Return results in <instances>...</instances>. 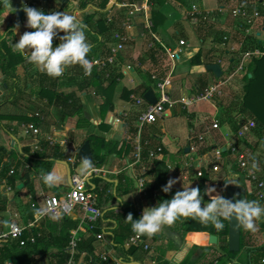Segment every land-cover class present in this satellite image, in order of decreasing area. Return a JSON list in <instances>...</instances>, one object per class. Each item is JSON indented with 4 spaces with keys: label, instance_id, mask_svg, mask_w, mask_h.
<instances>
[{
    "label": "crops",
    "instance_id": "0c3cea01",
    "mask_svg": "<svg viewBox=\"0 0 264 264\" xmlns=\"http://www.w3.org/2000/svg\"><path fill=\"white\" fill-rule=\"evenodd\" d=\"M45 1L48 4L52 2V0ZM126 1L109 0L107 9H103L104 0H69L65 4L61 3L63 7L69 2L73 3L74 15L83 24L91 25L95 33L100 32L98 28L100 20L105 22L107 28H115L106 36V40L107 37L111 40L107 52L102 53L103 45H101L95 55L88 54L89 60H107L112 56L115 34L126 32L124 31V22L130 9L121 7ZM33 2L41 7L42 0H26L29 7H33ZM137 2L141 3L140 0ZM237 2L238 0H170L169 3L160 6L152 0L149 15L153 27L148 28L144 15H138L135 21L136 27L129 33L126 32L130 37L129 42L125 45V49L117 55L116 61L113 64L108 63L106 66H96L92 69V72L96 69L103 71L102 77L106 81L103 83L104 88L108 87L107 80L111 79L113 75L119 76L117 89L112 98L115 110L108 112L105 118L102 116L105 97L95 88L85 89L83 87L84 80L88 79L90 75H85L79 64L67 67L59 77H50L41 73L26 60L24 64L19 65L15 71L11 72L12 76H8L2 71L4 59L0 56V147L18 153H21L22 148L31 147L33 152H40L47 156H52L55 150H59L65 155L66 160L63 162L68 163L71 158L80 160V150L92 136L121 144L119 149L122 156L114 153L107 155V152H104V155H107V161L100 169L104 170L105 176L98 177L108 180L100 184V193L103 190L108 193L102 199L101 194H98L103 219L112 215L111 217L116 218L118 224L114 225L112 222L104 221L102 223L104 229L109 231L104 235V240H97L94 243V247L96 254L110 258L111 264H125L121 248L114 245L113 230L116 229L120 235L126 237L124 245L128 249L130 248L128 239L132 236L133 231H129V224L126 222L125 204H132L140 215V212H143L148 204L157 205L161 202V197L164 194L162 186L166 185L169 179H176L177 183L173 186L172 191L167 193V199H171L175 192L184 190V187L189 185L197 187L204 174L209 176L207 188L220 186L216 189L217 195L224 197L225 192L222 184L226 178H230L232 172L244 177V185L236 186L244 187L248 194L254 193L253 185H250L237 166L238 157L230 156L229 144L236 146L239 153H248L249 151L252 157L260 163V172L264 177V137L261 132L255 129L252 133L254 138L252 141L242 142L238 138V133L243 126L253 120V117L241 111V101L244 96L245 70L249 73L248 60L264 56L263 50L258 47H264V27L261 28L264 14L258 8L252 12L254 7H251V17H256V13H259V17H256L254 22L237 17L232 13ZM259 5L264 7V0H260ZM12 7L18 11L9 13L5 18L7 13L0 11V15L3 13V17L0 18V30L6 32L7 35L11 31H16L20 38L24 32L32 29L26 27L27 17L23 11L21 0L12 3ZM194 7L197 8V13L193 11ZM222 9L224 12L221 11ZM20 11H23L22 18H18ZM59 11L63 12V10ZM122 11H125L124 15H122ZM155 12H160L166 19L164 26L158 32L154 31ZM91 15H95L93 22H89ZM180 20L191 22L192 26H189V32H193L197 38V44L193 48L196 52L193 55H189L188 49L191 45L187 34L184 36L180 30L173 27ZM16 24H19L18 31L14 28ZM61 35L63 34L61 33ZM86 36L92 45V39L87 34ZM176 36H184L185 39L181 41H185L187 44L181 46V41H177ZM5 38H0V40ZM156 44L160 45L164 51L160 50L155 59L150 58L145 65L140 66V60L146 58V54L153 51ZM201 51L204 54L203 65L191 67L189 62ZM239 51L244 53V56L240 57L241 59L237 57ZM227 54L232 55L229 62H227L229 58ZM243 60L244 65L241 69ZM215 64L221 65L223 76L220 78L208 70V66ZM139 66L145 73L152 72V81L154 82L152 92L157 99L158 90L153 77L166 78L169 76L173 79L171 97L175 102L173 107L167 106L163 119L153 125L145 126L141 134L138 120L145 112L146 106H138L134 98H145L147 93L143 96L142 86L145 81L136 71ZM130 67L131 69H129ZM249 76L251 78L252 74ZM239 80L240 82H238ZM238 84H242L241 89ZM211 88L218 89L211 99L189 104V100L204 95ZM128 93L131 95L129 99H126ZM55 94L66 96L73 94L80 103L81 115L71 117L64 113L63 107L56 102ZM39 116L44 119L42 120ZM81 118L87 120L90 125L79 127ZM183 118L187 121V133H184L185 129L182 128V124L178 120ZM29 119H38V121L28 123L26 120ZM215 123L220 125L217 130L213 127ZM29 124H36L41 129V135L38 138L26 133L23 126ZM102 124L110 126V129L101 130ZM139 137L144 144V163L132 166L135 164V140ZM50 138L58 142L67 141L69 143L53 146L49 142ZM184 140H186V145L183 144ZM35 143H39V151H34ZM127 143L130 147L131 144L134 146L133 152H130ZM146 143H149L148 146H145ZM160 148L163 151L158 153V160L148 162L150 160L149 152H158ZM187 148H191L190 154H186ZM217 148H222L224 152L222 159H218L216 156ZM210 156L215 157V160L219 162H215L213 159V166L210 168H215V171L219 172L221 170L219 164L223 161L228 158H233L236 161L233 166L234 170L228 171V175L221 185H218V180L214 179V175L209 171L210 168H205V162ZM20 159L26 163L22 154ZM190 160H194V166L187 168L185 165L190 163ZM76 167L78 171L82 168L81 160ZM53 169L62 176V180L52 187L45 185L41 179V174L46 171L29 165H27V170H23L22 173L24 176L26 171H31L29 187H25L22 180L18 181L15 186L11 185L9 177L12 174L5 177L0 171V230L8 227L3 221L16 222L26 227L35 220L38 209L44 206L46 197L63 196L69 192V169L62 162L55 163L50 171ZM70 169L73 173L71 166ZM199 172L203 174L201 177L198 176ZM141 177L147 180L148 196L146 197L137 190L136 180ZM157 177L162 179L160 181L161 190L150 195L149 187L155 184ZM125 180H128L131 185V190L125 194H122L120 190L118 199L114 195L117 194L119 182L123 181L122 183L125 184ZM8 187L12 190L8 191ZM63 191L65 193L61 194ZM69 218L73 221H80L74 216ZM186 221H188L186 217H180L171 226H163L158 233L152 236L146 235L150 249L145 250L143 247H138V252L133 256L130 264H160L162 261H166L168 264H185V262L186 264H210L216 260V256L211 250H219V247L211 246V244L206 246L210 242L212 234L197 232L185 234ZM66 222L64 216L43 220L36 225L33 231L35 236L46 238L45 243L53 246L62 230L71 225ZM255 223L256 226L258 225L257 230L250 237V241L254 245L246 247L236 262L232 264H264V216L256 220ZM74 232L77 233L80 241L82 237L91 236L88 233L87 225L82 223L78 229L71 230V234ZM27 234L28 238L31 237L32 230H27ZM196 234H207L209 237ZM58 253L59 250L52 247L44 255L36 256V258L43 262L40 264H56ZM242 256L246 257L244 261H242ZM85 260L86 254H83L76 264H86Z\"/></svg>",
    "mask_w": 264,
    "mask_h": 264
},
{
    "label": "trees",
    "instance_id": "16d2710c",
    "mask_svg": "<svg viewBox=\"0 0 264 264\" xmlns=\"http://www.w3.org/2000/svg\"><path fill=\"white\" fill-rule=\"evenodd\" d=\"M160 6H164L166 3H169L170 0H154ZM186 1V0H183ZM109 0H104L103 2V9H107V5ZM37 8V7H36ZM38 9V8H37ZM45 13H49V11H44ZM125 11H122V15H124ZM3 17V13L0 15V18ZM124 17V16H123ZM95 15H91L89 17V22H93ZM154 31L158 32L164 26L166 19L160 12H155L154 14ZM122 22V21H121ZM98 28L100 30L99 33H95L91 25H87L86 34L90 36L93 41L91 51L92 55H95L99 46L103 45L101 48L102 53H106L108 48L111 45V40L108 39L106 36L110 34L115 28H107L105 22L100 20L98 22ZM31 31H34L33 29ZM20 38L16 31H11L4 40H0V56L4 59V68L3 72L8 75L12 76L11 72L15 71L19 65H22L26 62V58L19 54L18 52L13 50L14 43L18 42ZM105 40V41H104ZM54 46L59 43L58 39H54ZM105 43V46H104ZM175 46V45H173ZM264 52L263 46H258ZM164 51L160 45L155 46L153 51H150L146 54V58L140 60V66L145 65L150 58L155 59V56L158 52ZM91 57V56H90ZM203 57L204 54L202 51L195 56L190 62L191 67L202 66L203 65ZM136 68V71L142 76L145 83L142 86L143 96L148 93L149 91L154 90V82L152 81V75L150 72L145 73L142 71V68ZM249 73H247L244 77L245 80V87H244V96L241 101V111L246 115L253 117L256 120L258 125V131L261 132L262 137H264V56L262 57H255L251 64L247 68ZM105 73V72H104ZM250 74L252 77L250 78ZM103 71H98V69L94 70L88 79L84 80L83 87L85 89L88 88H95L97 91L99 90L102 92L103 96L105 97L104 104L102 105V116L105 118L108 112L114 111L115 108L113 106L112 98L113 94L117 89V78L118 75L114 76L107 80L108 87L104 88L103 83ZM56 102L60 106L63 107L64 113L68 116L74 117L81 115V108L80 103L76 99L73 94L68 96L55 94ZM131 93H128L127 98H130ZM81 117V116H80ZM28 123L37 122L38 119H29L26 120ZM90 123L81 118L79 127L81 126H89ZM101 130H109L110 126L106 124H102L100 126ZM88 142L91 144L92 152L94 161L92 162L97 168H102L106 161L107 155H112L113 153L116 155H121L120 147L121 144L117 142H109L102 137L92 136L88 139ZM128 145V143H127ZM130 152L134 151V146L131 144V147L128 145ZM104 152H107V155H104ZM23 155L25 158L26 163H23L20 159V155ZM184 154V153H183ZM122 156V155H121ZM65 155L61 153L59 150H55L52 156H47L46 154H41L40 152H33L31 147L22 148L21 153H18L14 150L10 151L4 147H0V171L1 174L5 177H9V181L11 185L15 186L16 183L22 180L25 183V187H29L30 182V170L26 171L25 175L22 176L23 170H27V165L39 169L41 171H50L55 163L65 161ZM80 161V160H79ZM14 173H13V172ZM240 173V171H237ZM28 179V180H27ZM162 180V179H161ZM160 178L157 177V180L152 187H149L150 195H154L155 192L161 190V183ZM108 180L103 178H92L91 186L92 190L97 192L98 194L101 192L100 184L102 182H107ZM123 181L119 182L117 188V194L114 197L120 198L119 191L121 190L122 194H125L131 190V185L129 184L128 180H125V184L122 183ZM209 183V176L204 174L200 178V183L197 187L201 189V195L203 196L202 200V207L204 204L210 202V198L206 193L207 184ZM240 185V184H239ZM108 193L107 191L103 190L101 194V199L104 198ZM176 193V192H175ZM167 199V193L164 192L163 197H161V201ZM248 200H256L259 201L263 205V201H261L255 193L248 195ZM126 212L125 216L127 218L128 214L131 213L133 215V219H139L140 215L139 212L136 211L132 204H125ZM111 212V211H110ZM109 212V213H110ZM112 216V215H111ZM109 216L103 219L102 217L98 220L95 224L94 228L91 229L87 226L88 233L91 234L88 238L82 237L81 241L78 243V246L75 251V255L72 256L70 243L72 239L71 230L78 229L81 225L80 221H73L71 218L64 216L66 219V223H70L71 225L68 226L67 229H63L62 233L60 234L59 238L55 241V245L50 246L46 244V238L44 237H37L36 244H28L25 247H22L20 241H13L8 244H0V264H40V262L36 258V256H42L45 252H48L52 247L57 248L59 253L56 257V264H69L71 259L78 263L83 254H86V264H111L110 258H105L104 256H100L96 254V249L94 247V243L98 240L97 237L99 235H106L109 230L104 229L103 222H112L114 225L118 224L116 218ZM188 221H186L184 225V232L185 234L188 233H210V234H217L220 237V245L219 250L210 249L213 255L216 256V260L211 262L210 264H232L236 262L239 258L241 253L245 250L246 247H251L254 244L250 241V237L255 233L257 230L258 225L256 226L255 231L245 230L242 228V250L240 253H231L228 249V219L223 220V228L221 230L215 229L214 226L211 224L203 225L198 222L197 219H193L191 217H186ZM109 220V221H108ZM256 222V221H255ZM129 231L132 232L131 225L128 223ZM256 224V223H255ZM264 228V225H263ZM32 234L35 236L34 231L32 230ZM200 236H208L207 234H196ZM113 241L114 245L121 248L123 262L125 264H130L131 259L133 256L136 255L138 252V247H130L129 249L124 245L126 237L120 235L119 231L116 229L113 230ZM25 238H28V234H25ZM206 246H210V242L206 244ZM225 253V254H224ZM188 261V260H187ZM160 264H168L166 261H162ZM186 264V262H185Z\"/></svg>",
    "mask_w": 264,
    "mask_h": 264
},
{
    "label": "clouds",
    "instance_id": "9594fccd",
    "mask_svg": "<svg viewBox=\"0 0 264 264\" xmlns=\"http://www.w3.org/2000/svg\"><path fill=\"white\" fill-rule=\"evenodd\" d=\"M13 0H0V11L7 15L18 11L12 7ZM23 11L26 13V27L34 31H26L18 42L14 43L13 50L23 55L27 61L33 64L41 73L50 77L61 76L67 67L79 64L85 75H91L93 63L88 54L92 45L86 36L87 25L83 24L75 15L67 12L52 11L45 13L43 10L27 6L26 0H21ZM18 31L19 24L14 25ZM63 33V35H61ZM6 32L0 30V38H5ZM54 39L59 43L54 46ZM82 169L86 176L91 175L93 163L91 159H81ZM253 168L258 164L254 161ZM45 185L52 187L62 180L55 169L41 174ZM176 179H169L162 186V191L170 193ZM229 184H236L231 178ZM206 193L210 196V202L202 207L203 196L199 187H184L177 191L171 199H166L155 207H146L139 219H133L128 214L126 222L130 223L131 229L138 236H152L158 233L165 225L171 226L180 217L197 219L203 225L223 228V220L235 219L245 230H256L255 221L264 216V205L256 200L239 199V193L235 200L226 199L220 195H212L216 192L215 187H209ZM5 225L15 227L14 223L3 221Z\"/></svg>",
    "mask_w": 264,
    "mask_h": 264
},
{
    "label": "built area",
    "instance_id": "2783aa9c",
    "mask_svg": "<svg viewBox=\"0 0 264 264\" xmlns=\"http://www.w3.org/2000/svg\"><path fill=\"white\" fill-rule=\"evenodd\" d=\"M226 1V0H220ZM243 1V0H241ZM244 4H241L240 0L237 2V6L232 9V13L240 17L242 19L250 20V22L254 21L255 17H251L250 8L252 5H259L260 0H244ZM141 3L137 2V0H127L124 2L121 7L129 8L130 12L126 21L124 22V31L130 32L135 27L136 17L138 15H144L147 21L148 28L153 27V22L149 15L150 9L152 8V0H140ZM37 4L35 3L34 6ZM193 11L197 13V8L194 7ZM221 11L224 12V9ZM256 16L259 17V13H256ZM253 19V20H252ZM126 32H121L115 34L114 42L115 46L112 50V56L107 60L97 59L93 60V67L96 66H106L108 63H114L116 61L117 55L120 54L124 49L125 45L129 42L130 37ZM181 46H185L187 43L185 41H181ZM249 56V55H248ZM247 56V57H248ZM245 59V58H244ZM244 60L241 66L243 68ZM131 69V67L129 68ZM153 80L156 82L157 87V103L149 104L147 100L143 97L134 98L138 106H146L145 112L141 115L138 120V128L140 129V134L143 129L147 125H153L157 123L160 119L165 117L167 106L173 107L175 105L174 100L171 97V89L173 85V79L169 76L166 78H160L159 76H154ZM218 92L217 88L209 89L204 95H200L194 97L189 104H196L204 100L211 99ZM42 120L44 119L42 116H39ZM214 129L217 130L220 128L219 123L214 124ZM23 128L26 130V133L33 135L34 137H39L41 135V129L36 124L24 125ZM258 128L256 120H250L243 126L242 130L238 133V138L242 142L249 140V137L252 135L253 131ZM49 142L51 145L55 146L57 144L66 145L69 142L67 141H55L50 138ZM149 143H146L145 146H148ZM34 151L40 150L39 143H35L33 145ZM228 149L230 150L231 155L238 157L237 166L240 168L241 172L244 174L246 179L253 185L254 193L258 198L264 202V177L260 172V163L252 157V154L248 151L238 152V148L233 144H229ZM162 148L158 149V152L151 151L149 152L148 162L157 161L158 153L162 152ZM144 144L140 137L135 140V153L134 159L135 164L139 165L144 163ZM216 156L218 159H222L224 157V152L222 148H217ZM194 160H190V163H187L185 166L187 168H192L194 165ZM258 164L257 168H253V162ZM79 160L77 158H71L68 160V164L72 167V182L70 184V190L67 194L63 196H49L46 197L44 206L38 209V214L33 222H30L26 227L19 225L16 222L14 223L15 227L8 226L6 229L0 230V244H8L13 241H20L22 247L27 246L28 244H36L37 237L32 234L31 237L25 238V234L27 230H33L37 224H39L43 220H49L57 217L69 216L75 217L81 221L82 224L89 226L91 229L94 228L95 224L102 217L103 212L99 206V195L97 192L92 190L91 180L94 177H104L105 172L103 169L97 168L93 165V169L91 170V175L86 176L83 173H79L76 165ZM201 172L198 173V176H202ZM137 190L143 196H148L147 189V180L143 177L137 178ZM8 191L12 189L10 187L7 188ZM157 205L148 204L146 207H155ZM143 212H140V216ZM80 216V217H79ZM99 241L104 240V235H99ZM80 239L77 237V233L74 232L72 234V241L70 244L71 254L75 255L76 248ZM129 247H143L145 250L150 249V245L146 240V235L138 236L136 233H132V236L128 239ZM106 258V257H105ZM69 264H76L73 258L69 262Z\"/></svg>",
    "mask_w": 264,
    "mask_h": 264
},
{
    "label": "rangeland",
    "instance_id": "374dc122",
    "mask_svg": "<svg viewBox=\"0 0 264 264\" xmlns=\"http://www.w3.org/2000/svg\"><path fill=\"white\" fill-rule=\"evenodd\" d=\"M15 1H19V0H13V3L15 2ZM28 1V0H27ZM240 2H241V4H244V0L243 1H241L240 0ZM260 2V1H259ZM34 4H35V2H33L32 3V6L34 7V8H38V9H40V10H43V11H49V12H52V11H59V10H63V12L65 11V12H67V13H69V14H73L74 15V11H75V7H74V5H73V3H68L65 7H63V5L61 4V2L60 1H58V0H52V2H50V4H48V2L47 1H45V0H42V3L40 4L41 5V7H39V5L37 6H34ZM16 5V4H15ZM254 8H252V12H254L257 8L259 9V10H262L261 12L264 14V7L263 6H260V5H252ZM78 7V6H77ZM257 12V11H256ZM257 17V16H256ZM256 17L254 18V19H256ZM253 20V19H252ZM254 22V21H253ZM176 24V23H175ZM189 26H192L191 25V22H189V21H183V20H180L178 23H177V25H173V27L176 29V30H180L181 32H182V34L185 36L186 34H187V36H188V39H189V42H190V48L188 49L189 50V55H193V54H195V50H193V48L196 46V44H197V38H196V36L194 35V33L193 32H189L190 31V29H189ZM264 27V16H263V21H262V27L261 28H263ZM63 34V33H62ZM176 34V33H175ZM184 36H176V38H177V41H181L182 39H185V37ZM187 36H186V38H187ZM241 38V37H240ZM241 51H239V52H237V57L239 58V59H241L244 55V53H240ZM228 56H229V58L227 59V62H229L230 60H231V58H230V56L232 57V55H229V54H227ZM243 55V56H242ZM184 56V55H183ZM241 57V58H240ZM237 59V58H236ZM238 59V60H239ZM253 61V59H250V60H248V62H247V66H249L250 64H251V62ZM245 74H247V71L245 70ZM238 82H240V80L238 81ZM239 86V88L241 89V86H242V84H238ZM231 89H232V87H230ZM232 92V91H231ZM179 120V122L182 124V128L183 129H185L184 130V133H187V131H188V127H187V121L183 118V119H178ZM254 138L252 137V135L249 137V140L250 141H252ZM183 144H185L186 145V140H184V143ZM213 159L215 160V157H209L207 160H206V162H205V168H210V167H212L213 166ZM215 162H218V161H216L215 160ZM226 162V163H225ZM219 163V162H218ZM235 164H236V161L232 158V159H227V160H225V161H223V163H220L219 165L221 166V170H220V172L219 171H215V168H210V172H212V174L214 175L213 177H214V179H217L218 181L217 182H219L218 183V185H221V183H222V181L225 179V177H227V175H228V171L229 170H234V167L233 166H235ZM79 173H83L84 171H83V169L82 168H80V170L78 171ZM211 174V173H210ZM230 178L232 179V180H234L235 182H236V184L235 185H239V184H241V185H244V183H243V181H244V178L242 177L241 179H238V177L236 176V173H234V172H232L231 174H230ZM250 185H251V183H250ZM252 186V185H251ZM220 186H218L216 189H218ZM221 189V188H220ZM65 192L63 191L61 194H64ZM214 194H216L217 195V190H216V192H214ZM213 195V194H212ZM221 196V195H220ZM225 196V195H224ZM245 256L243 257L242 256V261H244L245 260Z\"/></svg>",
    "mask_w": 264,
    "mask_h": 264
},
{
    "label": "water",
    "instance_id": "95a60500",
    "mask_svg": "<svg viewBox=\"0 0 264 264\" xmlns=\"http://www.w3.org/2000/svg\"><path fill=\"white\" fill-rule=\"evenodd\" d=\"M62 4L67 3L69 0H59ZM116 2V0H115ZM23 11L18 12V18H22ZM208 70L213 72L218 78L223 76V71L221 65L215 64L208 66ZM145 98L151 103L156 104L157 98L152 91L148 92ZM191 148L186 149V154H190ZM80 160L83 158L91 159L94 161L93 152L91 144L87 142L80 150L79 153ZM69 169V181L72 182V173L70 165L67 162H62ZM226 178L222 184L223 190L225 192L224 198L235 200L236 194L239 193V199H248V192L242 186H236L228 183ZM210 244L214 247H219L220 237L217 234H213L210 237ZM228 249L231 253H240L242 250V227L235 221V219H228Z\"/></svg>",
    "mask_w": 264,
    "mask_h": 264
},
{
    "label": "bare ground",
    "instance_id": "6f19581e",
    "mask_svg": "<svg viewBox=\"0 0 264 264\" xmlns=\"http://www.w3.org/2000/svg\"><path fill=\"white\" fill-rule=\"evenodd\" d=\"M236 176L238 177V179H241L243 177L242 175H239V174H236Z\"/></svg>",
    "mask_w": 264,
    "mask_h": 264
}]
</instances>
